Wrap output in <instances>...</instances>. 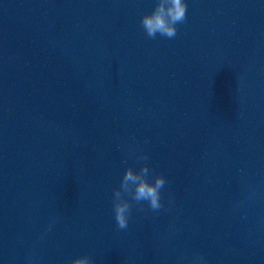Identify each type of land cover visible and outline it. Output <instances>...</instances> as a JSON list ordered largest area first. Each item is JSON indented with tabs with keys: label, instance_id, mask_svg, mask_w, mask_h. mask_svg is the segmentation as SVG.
<instances>
[{
	"label": "water",
	"instance_id": "1",
	"mask_svg": "<svg viewBox=\"0 0 264 264\" xmlns=\"http://www.w3.org/2000/svg\"><path fill=\"white\" fill-rule=\"evenodd\" d=\"M185 3L0 0V264H264V0ZM140 154L165 208L119 230Z\"/></svg>",
	"mask_w": 264,
	"mask_h": 264
},
{
	"label": "clouds",
	"instance_id": "2",
	"mask_svg": "<svg viewBox=\"0 0 264 264\" xmlns=\"http://www.w3.org/2000/svg\"><path fill=\"white\" fill-rule=\"evenodd\" d=\"M186 13L185 0H155L151 12L141 16L140 25L150 39H155L157 35L173 39L177 36V25L185 22ZM136 160L139 163L138 169L134 170L130 165L125 167L119 186L112 190L113 218L119 230L128 229L133 205L143 211L146 203L148 210L154 213L165 208L161 196V190L167 183L165 176L154 173L150 169L147 155H137ZM169 202H171V195H169ZM52 223L55 221L53 220ZM50 228L51 224L46 231ZM181 259L187 260L188 258L182 257ZM71 264H94V262L89 255L84 254L73 258ZM190 264H207V262L203 256L196 255Z\"/></svg>",
	"mask_w": 264,
	"mask_h": 264
}]
</instances>
